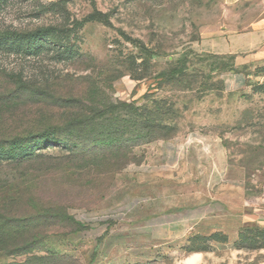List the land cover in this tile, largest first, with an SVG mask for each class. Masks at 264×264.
<instances>
[{
	"label": "rangeland",
	"instance_id": "1",
	"mask_svg": "<svg viewBox=\"0 0 264 264\" xmlns=\"http://www.w3.org/2000/svg\"><path fill=\"white\" fill-rule=\"evenodd\" d=\"M223 14L221 0H0V138L110 103L119 116L86 129L95 142L0 169L29 176L32 264H264V60L201 50ZM39 28L55 31L11 37Z\"/></svg>",
	"mask_w": 264,
	"mask_h": 264
},
{
	"label": "trees",
	"instance_id": "2",
	"mask_svg": "<svg viewBox=\"0 0 264 264\" xmlns=\"http://www.w3.org/2000/svg\"><path fill=\"white\" fill-rule=\"evenodd\" d=\"M52 30L55 31V28H39L27 34L14 32L11 34V37L14 39L16 38L15 40L17 41L19 39L23 41L28 38H35L43 41L44 37L49 36ZM29 35L30 37H28ZM31 45L36 46L38 44L32 43ZM28 91H30V87L27 85H20L16 89V92L21 93V95ZM115 108L116 106L110 103L104 108V113L102 110H99V115H102L101 119H99L100 116L96 113L93 114L94 112L92 109L88 112L89 114L92 113V115L90 114L91 116H88L86 112H82L80 113V117L77 116L76 122L42 126L28 131L26 134L21 133L0 138V169L4 167L10 168V166H22L41 160L43 155L41 152H38V150L46 145L56 144L64 147H67L66 145L78 147L79 139L95 142L97 137L87 134L92 127L95 129V126L98 127L96 128L97 131L103 129V131L112 133V127L114 126V128H117L115 127V122L119 118ZM156 127L158 128L159 126L157 125ZM87 128H89V130H86ZM150 135L153 137V133ZM95 145L96 144H94V146ZM112 145V138H109L107 146L113 148ZM118 164L122 165V162H118ZM11 171L17 173V170ZM1 172L2 171H0V260L4 258V256L17 255L21 252L20 250L28 251L26 248L31 245V238L34 236L31 233V229L35 227V224L33 226L32 223H35L36 220L33 212H24L21 214L19 207L22 199L25 197V193L20 190V185L24 184L23 182L28 179L29 176L19 172L18 175L11 174V176L3 177ZM26 253L27 259L24 262L13 261L10 264H32V262L38 258L32 250Z\"/></svg>",
	"mask_w": 264,
	"mask_h": 264
},
{
	"label": "crops",
	"instance_id": "3",
	"mask_svg": "<svg viewBox=\"0 0 264 264\" xmlns=\"http://www.w3.org/2000/svg\"><path fill=\"white\" fill-rule=\"evenodd\" d=\"M224 14L219 25H210L199 42L201 50L234 55L237 64L264 60V0H221ZM258 10L250 12L252 5Z\"/></svg>",
	"mask_w": 264,
	"mask_h": 264
},
{
	"label": "built area",
	"instance_id": "4",
	"mask_svg": "<svg viewBox=\"0 0 264 264\" xmlns=\"http://www.w3.org/2000/svg\"><path fill=\"white\" fill-rule=\"evenodd\" d=\"M261 194H262V198L264 201V183L262 184V187H261Z\"/></svg>",
	"mask_w": 264,
	"mask_h": 264
}]
</instances>
